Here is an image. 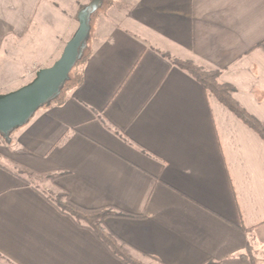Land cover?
I'll return each mask as SVG.
<instances>
[{
	"label": "crops",
	"instance_id": "1",
	"mask_svg": "<svg viewBox=\"0 0 264 264\" xmlns=\"http://www.w3.org/2000/svg\"><path fill=\"white\" fill-rule=\"evenodd\" d=\"M88 1L0 0V69L19 70L5 94L59 59ZM121 21L66 102L1 148L0 264H125L28 177L110 209L139 260L253 264L252 246L264 264V140L172 62L218 69L264 123V0H136Z\"/></svg>",
	"mask_w": 264,
	"mask_h": 264
},
{
	"label": "trees",
	"instance_id": "2",
	"mask_svg": "<svg viewBox=\"0 0 264 264\" xmlns=\"http://www.w3.org/2000/svg\"><path fill=\"white\" fill-rule=\"evenodd\" d=\"M82 8H84V6ZM96 13H98V11L95 12L92 17ZM91 55L92 48L87 53H84L81 59L77 62L71 71L69 80L63 87L61 94L47 106L63 105L68 99V92L72 88L79 87L83 83L84 66ZM172 62L174 65L194 77L206 90L210 91L225 107L233 112L247 126L252 128L264 140V123L258 121L241 107V105L234 98L235 89L231 85L220 82L221 71L208 65L199 64L194 60H180L173 58ZM77 67L80 69L77 74L72 77V73ZM1 138L6 142L2 136ZM51 203L53 202L51 201ZM53 204L61 213L67 215L77 225L84 227L93 233L95 237H97V239L101 241L113 253V255L123 263L142 264L141 261L134 258L124 244L121 243L117 237L107 229L105 225L106 219L115 215L110 209L89 210L82 208L73 203L70 199V195L65 191L61 192V197L55 199ZM121 216L132 217L127 214H121ZM242 258L249 259L253 264H259L256 252L252 246L247 248L246 253L242 255ZM205 264L213 263L206 262Z\"/></svg>",
	"mask_w": 264,
	"mask_h": 264
},
{
	"label": "water",
	"instance_id": "3",
	"mask_svg": "<svg viewBox=\"0 0 264 264\" xmlns=\"http://www.w3.org/2000/svg\"><path fill=\"white\" fill-rule=\"evenodd\" d=\"M102 1L93 0L79 11V28L51 67L37 71L34 79L21 88L0 95V136L7 142L14 131L26 125L40 109L61 94L83 55L91 34L92 15L100 9Z\"/></svg>",
	"mask_w": 264,
	"mask_h": 264
},
{
	"label": "rangeland",
	"instance_id": "4",
	"mask_svg": "<svg viewBox=\"0 0 264 264\" xmlns=\"http://www.w3.org/2000/svg\"><path fill=\"white\" fill-rule=\"evenodd\" d=\"M93 0L88 1L87 5H89ZM136 2V0H103L102 1V7L98 10V13H96L91 20V34L88 39L87 45L84 49V53H87L93 46V42L97 44L100 42L105 35L108 33V30L113 26L117 24H121L123 18L126 16V13L128 10L132 7V5ZM85 5V6H87ZM84 6V5H83ZM84 6V7H85ZM78 17V16H77ZM67 45V44H66ZM65 49V48H64ZM63 54V53H62ZM60 55V57L62 56ZM59 57V58H60ZM79 67H77L73 73L72 77L77 74L79 71ZM29 74L34 72V70L29 71ZM15 74L19 75V70H12V73L9 72V69L7 67H4V69H0V95L5 94L6 91H9L10 89L17 88L19 84H15L12 81L16 80ZM33 75V74H32ZM73 80V79H72ZM19 82V81H17ZM6 142L1 138L0 136V162L4 159L1 155V148L2 146L5 147ZM7 161V160H6ZM8 162V161H7ZM28 179L33 182V184L37 185L40 189H42L51 199H57L58 197H61V194H57L52 192V190H49L50 183L42 178L41 180L38 178L35 180V178L28 177ZM53 195V196H52ZM130 252V251H129ZM131 254V253H130ZM132 255V254H131ZM133 256V255H132ZM134 257V256H133ZM136 258V257H134ZM139 258V257H137ZM136 258V259H137ZM141 258V257H140ZM139 260V259H137ZM141 261L142 264H159L155 262L154 260H150L147 258H143Z\"/></svg>",
	"mask_w": 264,
	"mask_h": 264
}]
</instances>
